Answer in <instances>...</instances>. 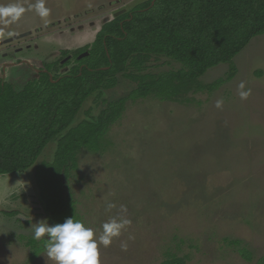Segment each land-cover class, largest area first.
<instances>
[{"label":"rangeland","instance_id":"obj_1","mask_svg":"<svg viewBox=\"0 0 264 264\" xmlns=\"http://www.w3.org/2000/svg\"><path fill=\"white\" fill-rule=\"evenodd\" d=\"M144 1L45 0L49 15L41 18L32 7L36 0H0V6L25 8L14 22L0 20V79L22 89L55 61L52 74L65 73L105 21ZM180 67L160 57L148 71ZM233 71L231 79L189 92L180 102L153 96L128 101L104 135L102 150L79 151L66 183L78 220L97 237L112 217L130 221L109 247L98 246L100 264H161L169 254L185 264H254L264 254V32L199 81L207 85ZM241 83L246 99L239 95ZM134 86L119 75L115 87L83 103L73 124L96 119L103 100L124 97ZM55 145L50 140L22 173L0 175V264H54L44 242L33 260L26 243L34 240L35 222L49 223L35 170L52 161ZM108 202L115 207L107 210ZM242 247L252 262L241 258Z\"/></svg>","mask_w":264,"mask_h":264},{"label":"trees","instance_id":"obj_2","mask_svg":"<svg viewBox=\"0 0 264 264\" xmlns=\"http://www.w3.org/2000/svg\"><path fill=\"white\" fill-rule=\"evenodd\" d=\"M263 32L264 0H146L114 15L101 25L92 42L74 54L76 63L65 73L50 75L55 61L45 64V70L22 89L0 79V175L22 173L55 139L53 159L36 167L35 180L50 225L71 216L78 220L72 198L66 194L67 180L78 166V153L102 150L104 135L126 103L148 96L180 102L189 92L212 90L231 79L235 70L207 85L199 77L213 66L231 63ZM160 57L181 67L148 71L150 63ZM119 75L134 82L130 92L117 100H103L105 107L96 119L73 124L83 103L115 87ZM41 241L45 243V238L27 241L30 260L38 255ZM228 244L235 246L238 241ZM238 252L242 259L254 260L248 249L242 247ZM161 264L185 261L169 254ZM254 264H264V254Z\"/></svg>","mask_w":264,"mask_h":264},{"label":"clouds","instance_id":"obj_3","mask_svg":"<svg viewBox=\"0 0 264 264\" xmlns=\"http://www.w3.org/2000/svg\"><path fill=\"white\" fill-rule=\"evenodd\" d=\"M38 16L46 18L49 9L45 5V0H36L32 6ZM25 12V8L20 3H12L7 6H0V20L11 23L18 20ZM241 99H246L248 93L242 91L244 84L238 86ZM222 106V101L218 100L215 105ZM115 205L106 203V209L110 210ZM130 223L129 220L120 217H112L102 224V232L97 237L95 231L73 216L65 218L62 223L49 224L47 219H42L34 223L33 238L36 240L45 239L44 248L47 257L54 264H100L99 245L109 247L113 238L120 236L121 231ZM131 235L129 239H133ZM121 247L126 249L127 244L122 243Z\"/></svg>","mask_w":264,"mask_h":264},{"label":"flooded vegetation","instance_id":"obj_4","mask_svg":"<svg viewBox=\"0 0 264 264\" xmlns=\"http://www.w3.org/2000/svg\"><path fill=\"white\" fill-rule=\"evenodd\" d=\"M65 54H66V53H65ZM65 54H64V55H65ZM76 56H77V55H74V56H73V57H74V60H75ZM68 62H69V61H68ZM45 64H47V63H45ZM45 64H44V65H45ZM62 64H63V63H62ZM62 64H61L60 67L64 66V65H62ZM65 65H67V64H65ZM54 66H55V65H54ZM53 69H54V67H53L52 70L50 71V75H51V76L53 75V74H52ZM44 70H45V67L43 66V68H40V69H39L38 74H39L40 71H44Z\"/></svg>","mask_w":264,"mask_h":264},{"label":"water","instance_id":"obj_5","mask_svg":"<svg viewBox=\"0 0 264 264\" xmlns=\"http://www.w3.org/2000/svg\"><path fill=\"white\" fill-rule=\"evenodd\" d=\"M118 14H121V13L119 12ZM86 54H87V53H86V52H84V53H82V54L78 55V58H81L83 55H86Z\"/></svg>","mask_w":264,"mask_h":264}]
</instances>
